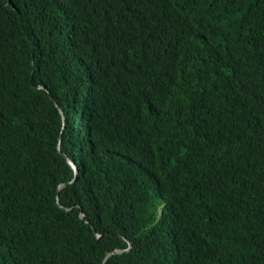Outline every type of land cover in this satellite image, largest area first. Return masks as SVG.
Wrapping results in <instances>:
<instances>
[{"label": "trees", "instance_id": "trees-1", "mask_svg": "<svg viewBox=\"0 0 264 264\" xmlns=\"http://www.w3.org/2000/svg\"><path fill=\"white\" fill-rule=\"evenodd\" d=\"M0 264H264V0H0Z\"/></svg>", "mask_w": 264, "mask_h": 264}, {"label": "clouds", "instance_id": "clouds-1", "mask_svg": "<svg viewBox=\"0 0 264 264\" xmlns=\"http://www.w3.org/2000/svg\"><path fill=\"white\" fill-rule=\"evenodd\" d=\"M66 157H67V156L65 155V158H66ZM68 158H69V157H68ZM69 159H70V158H69ZM70 160H71V159H70ZM71 162H73V161L71 160ZM73 163H74V162H73ZM70 164H71V163H70ZM74 164H75V163H74ZM71 166L73 167V169H74V171H75L74 166H73L72 164H71ZM75 166H76V164H75ZM76 168H77V173H78L79 169H78L77 166H76ZM77 173H76V171H75V174H77ZM163 206H164V205H163ZM81 216H84V213H81ZM130 248H131V247H129L126 251H129ZM123 251H124V250H118V251H115V252H111V253H109L108 255H110V254L112 255V254H114V253H120V252H123ZM111 255H110V256H111ZM110 256H109V257H110ZM177 258H178V255L175 256V257L172 259V261H173V262H176Z\"/></svg>", "mask_w": 264, "mask_h": 264}, {"label": "water", "instance_id": "water-1", "mask_svg": "<svg viewBox=\"0 0 264 264\" xmlns=\"http://www.w3.org/2000/svg\"><path fill=\"white\" fill-rule=\"evenodd\" d=\"M66 159H67V161H68L69 163H71V164L74 166L75 171H76V173H77V168H76L75 164H74L73 162H71V160H70L68 157H66ZM58 200H59V197H58ZM110 255H111V254H110ZM110 255L107 256V259H108V257H109ZM105 263H106V262H105Z\"/></svg>", "mask_w": 264, "mask_h": 264}]
</instances>
